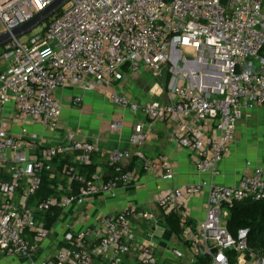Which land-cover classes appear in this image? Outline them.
I'll list each match as a JSON object with an SVG mask.
<instances>
[{"label": "built area", "instance_id": "built-area-1", "mask_svg": "<svg viewBox=\"0 0 264 264\" xmlns=\"http://www.w3.org/2000/svg\"><path fill=\"white\" fill-rule=\"evenodd\" d=\"M54 1L0 0L4 31ZM60 9L39 33L26 40L14 37L0 48V252L33 258L32 264H202V258L209 264H264V256L249 247V230L234 237L227 227L229 205L264 199V166L243 175L236 186L214 180L239 120L264 105V0H69ZM184 51H209L216 71L200 75L196 60ZM181 58L191 71L171 83L166 99L140 103L106 92L115 105L169 123L170 142L188 151L197 172L207 178L158 192L155 201L164 212L126 207L83 228H78L80 219L65 220L67 212L52 228L37 218L29 199L40 189L42 171L52 170L53 158L76 153V161L90 164L91 155L100 151L99 136H78L70 129L57 143L45 136L63 129L58 91H104L126 69L134 77L143 69L157 77L171 60L176 64ZM206 79L219 81L213 93ZM82 100L75 96L73 104ZM118 128L114 122L112 130ZM148 138L139 124L129 137L131 150L108 151L107 164L117 174L107 179L97 172L86 180L66 164L63 178L71 195L46 198L37 209L66 211L98 194L114 197L118 189L138 183L141 171L169 175L167 155L144 153ZM134 157L140 166L127 169ZM74 182L82 184L78 193H73ZM64 185L59 183V189ZM202 197L205 216L194 220L189 204ZM173 213L180 217V235L165 223Z\"/></svg>", "mask_w": 264, "mask_h": 264}, {"label": "crops", "instance_id": "crops-1", "mask_svg": "<svg viewBox=\"0 0 264 264\" xmlns=\"http://www.w3.org/2000/svg\"><path fill=\"white\" fill-rule=\"evenodd\" d=\"M116 91L127 94L140 103L163 100V89L154 79L151 72L143 69L139 76L134 77L127 70L122 78L104 91L82 92L80 88L59 90L58 98L63 105H70L68 116L63 114V129L58 132H47L45 136L53 143L64 139L65 131L70 129L78 136H99L101 138L100 151L97 152L99 166L98 175L105 174L108 151L116 149H132L129 137L136 125L142 124L149 138L143 151L149 158L165 154L170 158V174L164 178L153 172H143L141 180L129 187L120 188L116 196L98 194L88 198L80 205L73 204L67 208L65 220L80 219L78 228L97 226L99 219L105 213H117L126 207H136L141 212H164L155 201V196L161 190L173 189L187 183H196L207 178L197 172L191 155L186 150H180L170 142L171 125L162 121H150L143 113H134L129 108L113 104L108 92ZM82 95L80 105L73 104L75 96ZM114 122L120 123V128L112 130ZM259 165L264 166V105L248 111L236 128L234 141L230 145L227 157L219 166V174L215 182L227 186H236L243 175L251 174ZM191 218L201 220L205 216L206 199L194 198L189 204Z\"/></svg>", "mask_w": 264, "mask_h": 264}, {"label": "trees", "instance_id": "trees-1", "mask_svg": "<svg viewBox=\"0 0 264 264\" xmlns=\"http://www.w3.org/2000/svg\"><path fill=\"white\" fill-rule=\"evenodd\" d=\"M62 9H59L56 14H60ZM50 19L47 20V22ZM127 70V69H126ZM128 71V70H127ZM170 82V74L167 73L165 77V89H167ZM97 154L91 155L90 164H81L76 161V153H65L53 158L50 163L52 170L44 169L41 173V186L34 196L29 199V206L35 207V216L42 219L45 224L52 228L62 217L64 209L60 207H52L46 211H39L37 205L40 201L51 196H61L63 194L71 195V192L67 189L66 179H64L63 168L66 164L73 165L80 175L86 180H91L97 173L99 166L97 160ZM140 166L138 158L134 157L127 169H134ZM142 173L144 171H141ZM55 173V177H51V174ZM105 174L103 177L107 179L115 174V169L106 164ZM59 183H64V188L59 189ZM81 183L74 182L72 184L73 193H78ZM229 217L227 219V227L230 233L237 237L238 233L242 229H248V242L249 247L255 251L260 252L264 256V199L253 200L246 199L243 201L235 202L228 206ZM165 223L167 228L174 234H181L180 217L173 213L170 216L165 217ZM6 257L5 254L0 252V260ZM202 264H209L208 258L201 259Z\"/></svg>", "mask_w": 264, "mask_h": 264}, {"label": "rangeland", "instance_id": "rangeland-1", "mask_svg": "<svg viewBox=\"0 0 264 264\" xmlns=\"http://www.w3.org/2000/svg\"><path fill=\"white\" fill-rule=\"evenodd\" d=\"M41 29H42V25H39L31 32L24 35L23 38L26 40L29 35H35L36 33H39ZM3 31H4V25L0 21V33ZM183 55H185L186 58L190 60H196L195 64L197 66L195 67H197L196 69L198 70L196 72L200 73V75L202 76H205L206 74H210V72L216 71V68L214 67L216 65V62L213 60L211 53L209 51H205L201 54L200 53L195 54L193 52L184 51ZM187 71H191V66L189 63L185 64L184 60L181 58V60L177 62L176 64H174V62L171 60L166 66H164V68L161 71L160 76H157V77L153 76L154 79H156L159 82V86L163 89L164 99L167 98V93L170 90L171 83L173 82L174 84L176 80H178V82H181V73L182 72L184 73ZM167 73L170 74V82L168 85L169 87L165 89L164 85H165V77L167 76ZM206 82L211 90V93H213L214 89H217L218 85L220 84L218 80H213V79L210 82L207 81L206 79L205 83ZM69 112H70V105H68L67 102H64V99H63V114L65 116H68ZM17 132H19V130ZM68 221L72 222V220H68ZM51 248L52 247H50L49 249ZM32 261H33V258H26V257L14 255V256L4 257L2 260H0V264H32Z\"/></svg>", "mask_w": 264, "mask_h": 264}, {"label": "water", "instance_id": "water-1", "mask_svg": "<svg viewBox=\"0 0 264 264\" xmlns=\"http://www.w3.org/2000/svg\"><path fill=\"white\" fill-rule=\"evenodd\" d=\"M69 0H55L45 10L37 13L29 21L15 27L11 31H3L0 33V48L8 44L14 37H22L37 26L43 25L52 15H54L62 6L68 3Z\"/></svg>", "mask_w": 264, "mask_h": 264}]
</instances>
